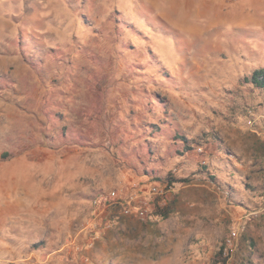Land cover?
<instances>
[{
	"label": "rangeland",
	"instance_id": "rangeland-1",
	"mask_svg": "<svg viewBox=\"0 0 264 264\" xmlns=\"http://www.w3.org/2000/svg\"><path fill=\"white\" fill-rule=\"evenodd\" d=\"M250 8L0 0V207L46 220L44 236L0 231V264H216L233 233L225 264H264V90L246 82L264 23ZM139 190L131 215L95 205Z\"/></svg>",
	"mask_w": 264,
	"mask_h": 264
},
{
	"label": "crops",
	"instance_id": "crops-1",
	"mask_svg": "<svg viewBox=\"0 0 264 264\" xmlns=\"http://www.w3.org/2000/svg\"><path fill=\"white\" fill-rule=\"evenodd\" d=\"M250 4H252V8L248 10V13L252 14L253 10L260 8V12L262 13V23H264V0H247ZM9 206V207H8ZM4 209L0 207V231L7 227L11 222L16 221L15 228L7 231V233L3 234L5 237H24V236H44L46 233L44 232V223L46 222L44 216V209L39 208H31L29 209L31 213H25L22 216H19L18 219L8 218L9 215L12 216V211L17 206L18 208H22L23 204L10 202V204ZM4 210L5 212H3ZM20 210V209H19ZM9 211H11L9 213ZM4 213V216L2 215ZM31 221V225H28V222ZM80 231L83 232L86 230V225L81 223L79 225ZM57 229V228H56ZM58 229H61L60 227ZM54 251L51 253L48 261L56 262V258L53 255Z\"/></svg>",
	"mask_w": 264,
	"mask_h": 264
},
{
	"label": "built area",
	"instance_id": "built-area-1",
	"mask_svg": "<svg viewBox=\"0 0 264 264\" xmlns=\"http://www.w3.org/2000/svg\"><path fill=\"white\" fill-rule=\"evenodd\" d=\"M142 193H144V191L139 190V193L137 195L132 196L131 198L123 199L117 191H110L106 194H102L99 199L95 201V205L103 206V208L105 209L120 208L124 215H131L133 213L134 205L137 201L140 200V203L146 205V202L141 200L143 196ZM162 193L163 190H161L160 192L158 185H155L151 190V196L153 197H158ZM145 213L146 212H141V215H145ZM235 237L236 234L233 233L232 237L226 242V246L223 251V258H225L226 260L228 259L229 250L233 246V240Z\"/></svg>",
	"mask_w": 264,
	"mask_h": 264
},
{
	"label": "trees",
	"instance_id": "trees-1",
	"mask_svg": "<svg viewBox=\"0 0 264 264\" xmlns=\"http://www.w3.org/2000/svg\"><path fill=\"white\" fill-rule=\"evenodd\" d=\"M246 82L252 84L254 87L264 90V68L258 69L254 71L251 76L246 78ZM171 210L169 209V206L160 207L159 205H156L154 210V215L157 217H161L162 219H167L169 215L171 214ZM223 251L224 248H222L219 252L218 261L216 264L223 263L225 264L226 259L223 258Z\"/></svg>",
	"mask_w": 264,
	"mask_h": 264
}]
</instances>
